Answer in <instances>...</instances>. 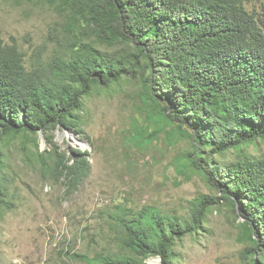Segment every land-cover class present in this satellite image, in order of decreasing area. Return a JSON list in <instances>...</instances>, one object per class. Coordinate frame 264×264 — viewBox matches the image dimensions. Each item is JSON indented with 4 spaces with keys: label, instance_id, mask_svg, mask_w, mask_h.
<instances>
[{
    "label": "trees",
    "instance_id": "obj_1",
    "mask_svg": "<svg viewBox=\"0 0 264 264\" xmlns=\"http://www.w3.org/2000/svg\"><path fill=\"white\" fill-rule=\"evenodd\" d=\"M29 1L49 3L64 21L33 49L30 64L16 40L0 37V217L15 206L7 146L20 139L45 178L78 189L89 150L63 148L57 131L83 132L86 97L131 71L145 82L146 119L158 115L171 135L191 139L179 171L202 175L220 195L196 198L188 217L119 204L109 220L119 252L67 255L87 264H154L152 257L177 264L179 242L209 230L208 200L222 199L247 243L241 264H264V157L248 151L264 142V0ZM50 42L56 48L47 57ZM159 130L135 119L132 137L150 142Z\"/></svg>",
    "mask_w": 264,
    "mask_h": 264
},
{
    "label": "rangeland",
    "instance_id": "obj_2",
    "mask_svg": "<svg viewBox=\"0 0 264 264\" xmlns=\"http://www.w3.org/2000/svg\"><path fill=\"white\" fill-rule=\"evenodd\" d=\"M248 6L262 11L260 3ZM63 21L64 16L49 3L0 0V37L16 40L27 52L28 64L33 49L49 42L50 29ZM49 47L47 57L55 43ZM144 88L142 76L125 72L121 83L97 88L86 97L83 132L57 131V143L63 148L89 150V174L76 190L45 178L33 157L25 155L20 139L7 146L9 198L15 206L0 217V264H87L67 252L91 256L119 252L109 221L119 204L138 209L152 205L188 217L196 198L220 195L202 175L179 171L177 163L186 159L178 158L192 149L191 139L179 132L171 135L174 128L158 115L151 122L146 119ZM135 119L150 131L160 129L159 133L150 142L134 139ZM43 136L42 149L49 145ZM248 151L264 157V142L249 146ZM208 204L205 225L209 230L179 242L177 264H241L247 243L241 239L233 206L222 199Z\"/></svg>",
    "mask_w": 264,
    "mask_h": 264
},
{
    "label": "water",
    "instance_id": "obj_3",
    "mask_svg": "<svg viewBox=\"0 0 264 264\" xmlns=\"http://www.w3.org/2000/svg\"><path fill=\"white\" fill-rule=\"evenodd\" d=\"M42 139H43V142H45L44 136H43V138H42ZM152 258H153V257H152ZM160 260H161V259H160ZM150 261H151V258H150ZM151 262H152V261H151Z\"/></svg>",
    "mask_w": 264,
    "mask_h": 264
}]
</instances>
